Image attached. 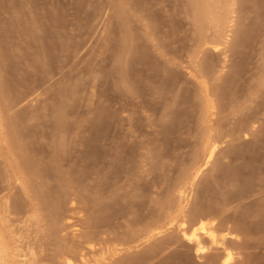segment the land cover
<instances>
[{"label": "rangeland", "instance_id": "374dc122", "mask_svg": "<svg viewBox=\"0 0 264 264\" xmlns=\"http://www.w3.org/2000/svg\"><path fill=\"white\" fill-rule=\"evenodd\" d=\"M204 1L197 20L194 0H0V155L20 136L39 172L21 187L0 161L6 234L43 254L90 238L92 262L221 264L179 228L203 215L228 264H264V0ZM166 212L179 216L109 259Z\"/></svg>", "mask_w": 264, "mask_h": 264}, {"label": "bare ground", "instance_id": "6f19581e", "mask_svg": "<svg viewBox=\"0 0 264 264\" xmlns=\"http://www.w3.org/2000/svg\"><path fill=\"white\" fill-rule=\"evenodd\" d=\"M206 9H209V4L203 0H194V16L197 20H202L206 13ZM210 40L206 37L200 39V45H208ZM219 45L213 46V51L217 52ZM198 74L205 78L206 74L205 71L202 70L198 72ZM203 85V100L206 105V115L205 120L210 122V118L214 115L213 106L211 105V101L207 99L209 97V90L205 87V83H201ZM0 90L4 92L3 83L0 80ZM8 128L15 129V121L9 120L6 123ZM18 143L15 147H13L12 151L6 153V156L0 155V161L3 164L7 163H16L15 168H8L6 167L5 173V181L7 182L8 179L12 177V175L19 176L16 177L17 182L21 187H25L26 181H23V176L29 178V180H33L34 182L39 178V172L37 169L38 160L36 157L32 156L25 143L20 139V136L16 138ZM203 145V155L201 159V164L196 166L193 169V173H191L190 182L193 181L201 169L205 167L213 158L216 148V141L211 139V136L208 135L207 138L202 143ZM184 187V186H183ZM180 187V190L183 188ZM30 192L34 196H41L40 188L37 186H30ZM183 191H180L179 195L182 196ZM43 198V196H41ZM4 204L1 206L5 212L10 209V204L7 202V197H4ZM182 210L178 212L181 214ZM173 215L171 212H166L160 219L150 224H147L146 227L139 231L135 236H133L130 241H120L116 243L118 245H126L124 248H113L109 259H113L116 256H119L123 251H126L130 248H133L131 244H136L143 240H148L156 234H159L162 230L166 228V226L171 225V223L178 218L179 214ZM203 215H198L192 218L191 220V230L190 233L187 235L185 234V230H183V223L180 222L181 226L179 228L182 231V236L188 242L193 244L195 251L197 253H204L205 251H209L211 247H219L224 252H226L224 259L221 261V264H228L231 260V254L228 252L227 248L225 247V237L222 236L217 238L214 231L211 228L207 227L202 221ZM6 220L3 218L0 219V264H42L44 262H48V264H107L108 259L102 257L101 261H94L92 262L89 259V250H92L94 247L92 245V240L88 238L85 242L83 241L81 244L88 245L89 250H85V248L79 246L74 248L73 246H65L60 250L52 251L53 254H43V251L36 252L33 249V245L30 243H25L22 241L21 237H14L12 235V231H9L8 234L5 233L4 228ZM205 237L208 242L209 246L205 247L201 241V238ZM76 237H80V235H76ZM115 246V247H116ZM106 261V262H105Z\"/></svg>", "mask_w": 264, "mask_h": 264}]
</instances>
